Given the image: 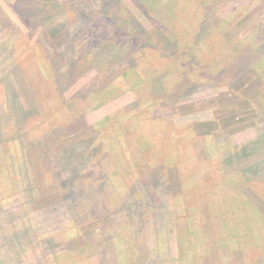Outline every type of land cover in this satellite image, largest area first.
<instances>
[{
	"label": "rangeland",
	"instance_id": "obj_1",
	"mask_svg": "<svg viewBox=\"0 0 264 264\" xmlns=\"http://www.w3.org/2000/svg\"><path fill=\"white\" fill-rule=\"evenodd\" d=\"M262 196L264 0H0V264H260Z\"/></svg>",
	"mask_w": 264,
	"mask_h": 264
},
{
	"label": "trees",
	"instance_id": "obj_2",
	"mask_svg": "<svg viewBox=\"0 0 264 264\" xmlns=\"http://www.w3.org/2000/svg\"><path fill=\"white\" fill-rule=\"evenodd\" d=\"M101 5H103L102 6V8H100V10H102V11H104V8H105V6H106V4L104 3V2H101ZM75 15V14H74ZM129 15L130 16H134L132 13H129ZM88 16L89 15H83V16H81L80 17V21H82L83 20V22L85 23L87 20H90L89 18H88ZM134 19V21H135V18H133ZM78 21V20H77ZM75 23H76V20L74 21ZM206 23L207 22H204V24L206 25ZM138 24H140L139 23V20H138ZM50 30V29H49ZM67 38H68V35L66 36V37H64V40H67ZM60 39V38H59ZM58 39V40H59ZM62 41H63V39H62ZM148 41V40H147ZM145 39H142V41H140V43H139V46L140 47H145V45H146V42H147ZM54 46H55V48H57V47H60V41L58 42V45H57V41H55V43H54ZM67 61H66V64H65V66L67 67ZM51 66H52V68H53V65L51 64ZM235 66V65H234ZM62 69H63V67H62ZM63 71L60 73V72H58V74L55 76L56 78H61L62 76H63ZM57 83V85H59L58 84V82H56ZM245 150H246V148H245ZM242 155L243 156H250L249 154H251V152L252 151H250V152H245L244 150H242ZM224 171V170H223ZM224 177H226V176H224ZM231 180H234L233 178L231 179ZM262 199L264 200V197L262 196ZM232 205V204H231ZM243 210H244V208H242ZM246 222H248L247 220H246ZM187 232H189V230H185V229H183V230H180V232L178 233V238H177V240H178V244L179 243H184L185 241H186V238H187ZM255 241V240H254ZM180 247V246H179ZM187 249H188V246L186 245V247L184 246H181V248H179V253H178V255H179V257H178V261L180 262V264H192L191 263V260H190V258H188V257H186V253H187ZM198 256H201V258H199V259H202V260H198V263L196 262V263H194V264H206V261L204 260V255L203 254H201V253H199L198 254ZM260 264H264V259H262V261L260 262Z\"/></svg>",
	"mask_w": 264,
	"mask_h": 264
}]
</instances>
